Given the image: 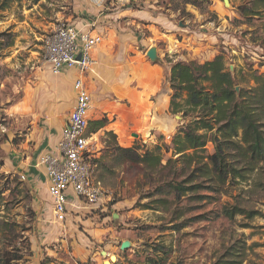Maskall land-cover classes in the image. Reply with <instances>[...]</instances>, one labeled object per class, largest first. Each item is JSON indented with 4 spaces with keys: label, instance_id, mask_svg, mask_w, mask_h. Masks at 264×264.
I'll use <instances>...</instances> for the list:
<instances>
[{
    "label": "rangeland",
    "instance_id": "obj_1",
    "mask_svg": "<svg viewBox=\"0 0 264 264\" xmlns=\"http://www.w3.org/2000/svg\"><path fill=\"white\" fill-rule=\"evenodd\" d=\"M257 1L132 0L123 6L105 0L90 16L84 0H0V216L15 230H7L5 237L0 231V248L16 244L33 256L41 250L35 264H149L159 257L166 264H215L223 258L264 264V161L245 181H229L223 190L214 183L215 189L202 187L177 197L166 187L165 193L158 189L171 178L194 181L189 186L211 185L192 171L197 165L176 162L177 176L171 167L148 171L117 157L121 147H135L141 154L159 147L167 163L173 139L187 121L171 108L169 74L177 61L203 63L225 52L226 66L240 86H256L253 74L264 73V3ZM249 6L259 13L244 14ZM82 19L107 36V60L115 68L110 70L116 84L103 93L110 105L103 103L101 110L93 102L90 115V120L107 118L90 137L98 160L95 178L110 201L99 210L76 209L79 213L74 211L63 227L52 222L47 209L34 205V191L12 163L36 150L55 106L58 118L68 120L75 93L70 81L67 85L51 72L44 36L61 21ZM152 47L156 61L147 55ZM120 132L128 145L122 144ZM206 148L202 154L213 153V142ZM46 205L45 200L42 208ZM224 206L258 214L230 219L222 214ZM125 241L129 247L123 249Z\"/></svg>",
    "mask_w": 264,
    "mask_h": 264
},
{
    "label": "trees",
    "instance_id": "obj_2",
    "mask_svg": "<svg viewBox=\"0 0 264 264\" xmlns=\"http://www.w3.org/2000/svg\"><path fill=\"white\" fill-rule=\"evenodd\" d=\"M258 1L264 3V0ZM249 7L244 8V14L259 13L252 6ZM225 56V52H221L214 59L203 63L177 61L172 65L169 74L173 91L171 108L175 113L183 112L187 121L173 139V152L166 164L158 152L159 147L147 149L143 154L135 147L118 149L119 160L143 164L148 171L158 172L171 167L173 175L179 176L176 162L181 161L185 167L195 164L198 167L192 171L200 172L211 183L210 186H189L186 184L190 182L189 179L178 181L177 178H171L165 182L166 186L159 187L161 193H165L163 188L166 187L179 197L202 187L215 189L214 183L218 184L217 190H223L229 181L247 180L249 174L264 161V73L253 74L256 86H240L238 76L226 66ZM248 69L252 70V65ZM106 122V117L91 119L88 135L104 128ZM210 141L214 144V152L202 154L207 152L206 146ZM175 155H178L177 158H174ZM205 158L208 160L204 161ZM94 162H98L96 157ZM2 165L3 162H0V167ZM179 169L184 168L181 166ZM159 201L167 203L168 199L160 198ZM222 214L230 219L245 214L252 219L258 212L240 206H224ZM7 230L15 234L13 225L2 221L0 216V231L4 237ZM12 247L0 248V264L30 263L32 250L23 252L16 244ZM232 249L235 250V247ZM236 261L223 258L215 264H236ZM148 263L166 264L161 257L151 258Z\"/></svg>",
    "mask_w": 264,
    "mask_h": 264
},
{
    "label": "built area",
    "instance_id": "obj_3",
    "mask_svg": "<svg viewBox=\"0 0 264 264\" xmlns=\"http://www.w3.org/2000/svg\"><path fill=\"white\" fill-rule=\"evenodd\" d=\"M96 23L86 30L74 23L61 21L44 36L46 62L54 75L75 70L73 82L75 104L64 126L58 143V155L46 153L38 165L45 166L49 180L48 192L52 198V222L63 226L74 209L106 208L108 191L95 178V151L87 130L93 109V97L86 82L97 60L93 53L104 41ZM25 180V176H21Z\"/></svg>",
    "mask_w": 264,
    "mask_h": 264
},
{
    "label": "crops",
    "instance_id": "obj_4",
    "mask_svg": "<svg viewBox=\"0 0 264 264\" xmlns=\"http://www.w3.org/2000/svg\"><path fill=\"white\" fill-rule=\"evenodd\" d=\"M104 1L105 0H84V4L86 3L85 6L89 15L90 16L95 15L97 11L101 9V6L99 5H102V2ZM130 1L132 0H117V4L124 6ZM85 20L86 19H82L81 21L76 20L73 23L79 29L86 30L88 25L84 23ZM107 39H108L107 36L104 37L103 43L100 44V46H98L95 49L93 56L97 60V63L95 64L93 69L88 73L89 78L86 75V82L92 94L93 102L96 105L95 107H98L101 110L104 109L103 103L109 104L108 100L103 99L104 98L103 93L109 92L110 90L108 89V87L116 84L112 79L114 77L113 74L111 75L112 72L110 70L114 68V66L111 65L107 60L108 54H106V50H105ZM77 75L78 73L75 70H65L61 74L62 78L66 80L65 84L68 83L67 81H70L71 88H73V82L74 79L77 77ZM141 83H145V80L142 79ZM72 91L73 93H75L74 90ZM74 104H75V97L73 99V102L70 103V108H73ZM56 110L57 107L55 106L51 111L52 115L50 118L51 119L50 122H48L47 125L42 129L43 130L42 137L40 143L35 148L36 150L31 155H28L26 158L23 157V159L20 160L19 162L12 163L13 166L15 167V172L18 173L19 176L24 175L25 180L23 181L26 184H29L31 189L34 191L36 195V199H35L36 201L34 205L38 208V210L47 209L48 210L47 212L50 214V217L52 216L53 213V204H52V198L48 192L49 180L45 166L42 165L39 166L38 159L41 155L46 153H53L58 155L57 147L67 119L62 118L61 116L58 118V114H56ZM111 110L112 111L115 110V107L113 106ZM119 136L121 141L123 142L122 144L125 146L128 145L125 144L126 142L128 143V141L124 138V133L120 132ZM45 200L47 201V205L44 206V208H42ZM76 209H74V211L76 213H79L78 210L80 211V209L78 210ZM38 219H41V217L39 216ZM41 225L43 224L41 223ZM41 254H42L41 250H34V256L32 258L33 261H31V264H35L37 261L40 262Z\"/></svg>",
    "mask_w": 264,
    "mask_h": 264
},
{
    "label": "water",
    "instance_id": "obj_5",
    "mask_svg": "<svg viewBox=\"0 0 264 264\" xmlns=\"http://www.w3.org/2000/svg\"><path fill=\"white\" fill-rule=\"evenodd\" d=\"M227 1V0H225ZM148 57L152 60V61H156L158 59V55H157V49L155 47H152L149 49L148 53H147ZM116 218V215L114 216ZM122 248L125 249L127 247H129V242L125 241L122 243ZM104 254H106V252L103 251ZM112 260L114 259L113 256L111 258Z\"/></svg>",
    "mask_w": 264,
    "mask_h": 264
}]
</instances>
